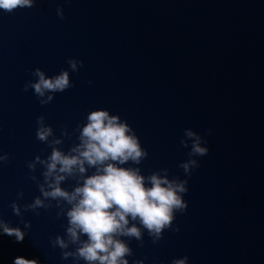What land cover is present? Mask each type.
Returning a JSON list of instances; mask_svg holds the SVG:
<instances>
[{"label":"water","instance_id":"95a60500","mask_svg":"<svg viewBox=\"0 0 264 264\" xmlns=\"http://www.w3.org/2000/svg\"><path fill=\"white\" fill-rule=\"evenodd\" d=\"M70 58L83 66L73 72ZM36 68L46 78L68 70L73 87L41 105L33 89L24 91L38 80ZM98 109L118 114L148 152L139 165L121 167H138L145 177L168 169L169 180L188 181L186 211L174 213L156 243L129 218L143 241L118 237L132 250L129 264L185 256L187 264H264V0H34L31 8L0 10V156L8 155L0 161V220L25 233L18 242L0 228V264L21 256L87 264L62 258L80 247L67 234L71 205L45 198L46 168L28 164L52 150L36 138L37 117L53 128L49 141L60 139L55 147L68 154L79 143L77 125ZM185 130L201 137L207 155H188L195 136ZM190 159L199 167L189 176L179 165ZM85 167L84 176L95 173ZM82 183L76 173L60 186L71 192ZM36 198L44 207L26 209ZM57 237L66 248L53 246Z\"/></svg>","mask_w":264,"mask_h":264},{"label":"clouds","instance_id":"9594fccd","mask_svg":"<svg viewBox=\"0 0 264 264\" xmlns=\"http://www.w3.org/2000/svg\"><path fill=\"white\" fill-rule=\"evenodd\" d=\"M33 6L34 0H0V10L7 13ZM57 15L63 19V10L58 8ZM67 63L73 72L79 70L78 65L83 66V61L71 58ZM32 75L38 77V80L27 82L24 91L33 89L41 105L49 104L54 98V93L73 87L68 70H61L60 74L46 78L45 73L36 68ZM91 83L92 81H89V84ZM86 120L83 126L78 124L75 129L79 131L77 137L79 143L65 154L55 147L62 143L60 139L49 141V137H52L54 132L51 126L45 124V117H37L36 138L47 143L52 150L44 160L37 155L35 161L28 164V168L34 171L36 163L44 165L46 171L42 174L50 190L46 191L41 185L40 191L43 196L54 200L62 198L71 205L66 213L69 225L67 234L71 242H79L80 247L76 253H64L62 258L75 255L87 264L93 262L129 264L125 257L132 255V250L118 237H134L141 241L143 246L141 228L135 224L129 227V218L132 221L138 220L153 238V243H156L162 238L163 230L172 228L174 213L186 211L188 204L181 194L187 193L188 181L187 179L182 182L169 180L168 169H161L145 177L141 175L138 167H121L120 165L129 162L139 165L148 156L147 150L141 146L134 130L127 122H121L118 114L109 115L108 110H93L88 113ZM68 135L67 130L62 129V136ZM185 135L189 138L195 136L189 156L208 154L209 149L200 146V136L190 130H185ZM181 144L183 147H188L184 139H181ZM0 161L7 162L8 155L0 156ZM85 164L95 168V173L84 176L83 174L87 172ZM179 167L190 176V169L198 168L199 164L196 160L190 159L181 163ZM160 172L164 175L161 176ZM76 173L81 174L82 185L75 187L71 192L61 188V182ZM31 178L35 179V177ZM148 184L150 186H147ZM22 195V192L18 193V196ZM11 207L15 215H21L15 202ZM37 207H44L40 198L27 205L26 209L34 210ZM30 226L29 222H25V228ZM0 228L5 234L15 236L18 242L24 240L25 233L20 228L9 227L3 220H0ZM173 230L179 232L178 227ZM81 235H86L87 239L80 241ZM56 245L61 249L67 247V243L60 237L53 242V246ZM187 261L188 257L185 256L174 259L172 264H187ZM13 264H38V262L21 256L16 257ZM133 264H143V261H134Z\"/></svg>","mask_w":264,"mask_h":264}]
</instances>
